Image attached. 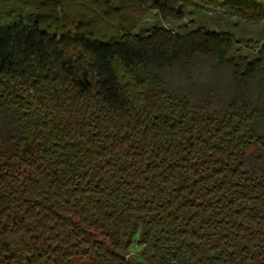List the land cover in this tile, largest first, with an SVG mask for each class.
<instances>
[{"label":"trees","instance_id":"obj_1","mask_svg":"<svg viewBox=\"0 0 264 264\" xmlns=\"http://www.w3.org/2000/svg\"><path fill=\"white\" fill-rule=\"evenodd\" d=\"M186 4L264 39V0ZM150 11L0 0V264H264V50Z\"/></svg>","mask_w":264,"mask_h":264},{"label":"rangeland","instance_id":"obj_2","mask_svg":"<svg viewBox=\"0 0 264 264\" xmlns=\"http://www.w3.org/2000/svg\"><path fill=\"white\" fill-rule=\"evenodd\" d=\"M172 0H168V5L183 12V19L174 21L171 19H162L158 12H148V19L145 20L140 27L132 32L134 37L146 36L154 28H166L176 31L178 34H186L190 31L201 29L210 33H228L235 41V48L240 49L242 56H254L260 50H264V39L256 42L255 40H247L249 34L242 24L232 17H227L222 12L215 10H207L197 7L194 4H186L182 7L171 4ZM239 40V43L236 42ZM247 42V43H246ZM264 54V51L262 52ZM193 73V72H192ZM137 235L135 236L136 240ZM139 246L133 243L130 247L131 257L138 259L137 252Z\"/></svg>","mask_w":264,"mask_h":264}]
</instances>
